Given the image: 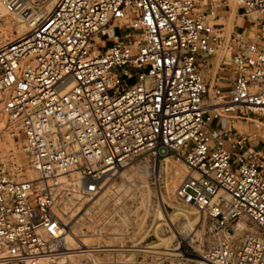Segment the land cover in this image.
Here are the masks:
<instances>
[{"label": "built area", "instance_id": "obj_1", "mask_svg": "<svg viewBox=\"0 0 264 264\" xmlns=\"http://www.w3.org/2000/svg\"><path fill=\"white\" fill-rule=\"evenodd\" d=\"M238 2L264 22V0ZM0 3L28 28L0 44V121L22 133L36 175L16 179L0 153V264L58 256L65 198L94 199L145 153L187 165L176 197L211 219L210 261L264 264V148L224 122L264 121L260 35L227 36L196 0ZM245 217L254 234L237 243L228 226Z\"/></svg>", "mask_w": 264, "mask_h": 264}, {"label": "rangeland", "instance_id": "obj_2", "mask_svg": "<svg viewBox=\"0 0 264 264\" xmlns=\"http://www.w3.org/2000/svg\"><path fill=\"white\" fill-rule=\"evenodd\" d=\"M196 1L202 11L215 7L217 16L214 21L224 28L227 36L247 30L264 39L262 15L257 11L246 13L238 0ZM0 7L2 44L17 37L20 29L25 27L20 17L6 11L2 4ZM116 32L123 36L125 30ZM223 55L224 52L219 54V60ZM224 122L234 132L250 134L256 145L264 148V121L257 114L250 113L247 120L227 115ZM217 123L223 124V120L219 118ZM22 145V133L8 128L6 120L2 119L0 153L4 156L12 153L15 163L13 176L16 179L35 177V173L28 168ZM188 174L187 165L175 156L156 159L145 153L111 176L104 190L94 199L65 198L63 220L65 227L73 233L72 237L66 236V243L80 252L65 259L58 255L44 263L201 264L199 256L206 254L220 239L213 231V223L208 216L192 206L182 205L176 197V189ZM197 214L200 218L192 229L184 230L189 221L187 219L191 217L194 220ZM240 222L248 226L235 233L234 241L237 243L255 230L248 218H241ZM151 246L155 248H149L148 252L146 249Z\"/></svg>", "mask_w": 264, "mask_h": 264}, {"label": "bare ground", "instance_id": "obj_3", "mask_svg": "<svg viewBox=\"0 0 264 264\" xmlns=\"http://www.w3.org/2000/svg\"><path fill=\"white\" fill-rule=\"evenodd\" d=\"M1 5V4H0ZM3 9V8H2ZM2 12V10H1V7H0V13ZM24 27H25V29L23 28V29H20V33H19V35L17 36V37H19V36H21V35H23V34H25L27 31H28V28H26V26H25V24L23 23L22 24ZM22 26V27H23ZM16 38V37H15ZM15 38H10V39H8L7 41H11V40H13V39H15ZM7 41H5V42H7ZM257 121H259L258 119H257ZM260 122V121H259ZM260 123H262V122H260ZM120 170H122V169H120ZM119 170V171H120ZM184 213H186L187 211L185 210V209H181ZM199 213L201 212V211H198ZM197 213V212H196ZM187 215V214H186ZM189 217V216H188ZM194 218V220H192V218L191 217H189V219H187V220H189L188 222H187V224L185 225V227H186V229H185V227H184V230H187V229H192V227L194 226V223L195 222H197L198 220H199V214H197L195 217H193ZM237 224L238 225H240L239 227H238V231H239V229H240V227H246V226H248L247 224H245L244 222H240V221H238V222H236V223H229V226H228V229H231L232 227L233 228H235L236 226H237ZM67 226V225H66ZM253 229V228H252ZM61 233H64V247L62 248V251L59 253V257H61V258H66V257H69V256H71V255H76V253H78V252H80V251H78L77 250V248H75V247H73V246H70V245H67V239H66V236H70V237H72V234L73 233H71V232H69V230L65 227V232L62 230V232ZM224 233H225V236H227V237H230L231 236V232H230V230L229 231H224ZM66 234V235H65ZM254 233H249V234H246L245 236H247V235H253ZM86 243H84V245H85ZM165 244H166V239H165ZM83 247V246H82ZM149 248H155V247H148L146 250L148 251V249ZM103 250V249H102ZM107 250V249H106ZM142 250V249H141ZM144 250V249H143ZM142 250V251H143ZM145 250V251H146ZM150 250V249H149ZM171 250H175V249H171ZM82 251H88V250H82ZM149 252V251H148ZM199 256V255H198ZM200 257V263L201 264H209V262L211 263V264H217V263H215V262H212V261H210L207 257H206V254H203V255H201V256H199ZM45 262V261H44ZM45 264V263H44Z\"/></svg>", "mask_w": 264, "mask_h": 264}, {"label": "crops", "instance_id": "obj_4", "mask_svg": "<svg viewBox=\"0 0 264 264\" xmlns=\"http://www.w3.org/2000/svg\"><path fill=\"white\" fill-rule=\"evenodd\" d=\"M256 121H257V119H256ZM252 134H254V132Z\"/></svg>", "mask_w": 264, "mask_h": 264}]
</instances>
